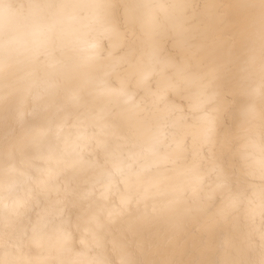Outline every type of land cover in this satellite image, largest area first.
<instances>
[{
  "label": "clouds",
  "instance_id": "9594fccd",
  "mask_svg": "<svg viewBox=\"0 0 264 264\" xmlns=\"http://www.w3.org/2000/svg\"><path fill=\"white\" fill-rule=\"evenodd\" d=\"M262 145L264 0H0V264H264Z\"/></svg>",
  "mask_w": 264,
  "mask_h": 264
},
{
  "label": "snow or ice",
  "instance_id": "6c2138e0",
  "mask_svg": "<svg viewBox=\"0 0 264 264\" xmlns=\"http://www.w3.org/2000/svg\"><path fill=\"white\" fill-rule=\"evenodd\" d=\"M90 47L94 48L95 45H91ZM254 110H255L254 105L250 104L249 107H248L249 113L254 112ZM254 148H255L254 142L250 143L249 146H248V150L246 151V155L251 156L253 154L251 149H254ZM261 149H262V151H264V145L261 146ZM262 165H264V162H262Z\"/></svg>",
  "mask_w": 264,
  "mask_h": 264
}]
</instances>
